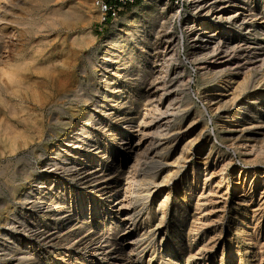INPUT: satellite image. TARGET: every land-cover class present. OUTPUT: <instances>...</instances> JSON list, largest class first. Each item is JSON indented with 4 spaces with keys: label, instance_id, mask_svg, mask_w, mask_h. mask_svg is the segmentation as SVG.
I'll return each mask as SVG.
<instances>
[{
    "label": "rangeland",
    "instance_id": "obj_1",
    "mask_svg": "<svg viewBox=\"0 0 264 264\" xmlns=\"http://www.w3.org/2000/svg\"><path fill=\"white\" fill-rule=\"evenodd\" d=\"M93 1L0 0V85L10 88L0 90V264H123L116 253L105 255L108 245H123L130 264H149L151 255L150 264H264V99L251 98V82L236 88L247 110L229 135L226 113L212 100L222 72L202 68L192 45L212 18L201 6L207 1L140 2L105 25ZM240 1L245 12L253 8L254 21L247 17L244 29L226 22L223 39L263 45L264 0ZM121 41H128L121 56L103 64ZM117 65L124 68L119 84L112 82ZM154 67L162 73L153 72L151 85L136 78L138 69L146 75ZM116 85L125 91L127 124L119 119L120 100L103 93ZM65 89L73 92L65 96ZM168 105L165 136L155 123ZM84 119L92 136L76 134ZM139 119L141 135L126 127ZM133 134L142 140L130 149ZM156 139L168 150L148 152ZM153 183L160 190L149 196ZM110 184L126 200L118 204ZM45 193L49 198L40 199ZM58 195L65 197L61 225L51 211ZM83 218L80 241L63 247L62 236Z\"/></svg>",
    "mask_w": 264,
    "mask_h": 264
},
{
    "label": "bare ground",
    "instance_id": "obj_2",
    "mask_svg": "<svg viewBox=\"0 0 264 264\" xmlns=\"http://www.w3.org/2000/svg\"><path fill=\"white\" fill-rule=\"evenodd\" d=\"M151 2H158V0H150ZM194 3H197V5L199 4L200 6V3L202 1H207L206 4L204 5H201L202 6V9L206 10V12L212 14V20L209 19L210 22H206L207 24H214L216 25V29H219L221 28L220 26L222 25L221 22L224 21L225 23L222 25L223 28L221 29L223 32H221L220 34V31H216L214 33H211L210 31L213 30H208L207 28H209V26L206 24L205 27H198L200 32L198 34V36H196L195 38L192 39L193 43V47L196 48L202 55H203V58L204 60L200 63H202V68L204 69H207V70H213V71H220V73L222 74L221 76L224 77V79L220 82L219 85H217L218 87V90L220 91L221 90V93L219 94H215L212 97V100H213V104L216 105V107L218 109L220 108H223L224 112L223 113H226V118L224 119V124L227 126V128H232L231 129V132L229 133V135H232L233 134V131H236L237 130V126L241 125V120L242 119H238V115L240 116H243V113L247 110V107H243L245 104V102L242 100V96L240 94L237 93V90H240V89H236L237 87L238 88H246V85L249 84L250 82L254 84V89H253V92H255V94H253V96H251V98H255V97H261L264 99V44L261 45L259 42H245L244 41V45H242L241 43H239L240 41H235L236 43H234L233 41H227L225 39H223V33L224 32H228L230 31V25L228 24V26H226V22L227 23H237V26L239 28H242L244 29L246 27V24L249 22L247 21V17H252L253 19V16L256 15L255 11L253 10V8H250V10L248 12H245V10H242L243 7L241 5V1L240 0H192ZM146 4V3H144ZM143 4V5H144ZM194 5V4H193ZM244 5V4H243ZM230 6H234L237 8V11L235 13H230L228 11V9L230 8ZM245 7V6H244ZM139 10V9H138ZM230 10V9H229ZM152 11V10H151ZM201 12V11H200ZM245 12V13H244ZM140 15V12H136V15L135 17L133 18V22H135L138 17ZM243 16V17H242ZM193 17V16H192ZM264 18V16H263ZM194 19V18H193ZM258 19V18H256ZM254 21V19H253ZM188 22V21H187ZM264 21H260V23H263ZM199 24H205L204 22H201ZM188 26V25H187ZM191 26V25H190ZM189 26V27H190ZM193 26V25H192ZM195 26V25H194ZM199 26V25H198ZM129 27V26H128ZM197 27H195L196 29ZM129 29V28H128ZM190 29V28H189ZM248 29V28H247ZM246 29V30H247ZM145 31V30H144ZM193 31V30H192ZM245 32V31H244ZM148 33V32H147ZM197 33V32H196ZM217 34H220V35H217ZM130 36V35H128ZM143 37V36H142ZM192 37V36H191ZM143 41V40H142ZM128 41H121V42H116L115 44V49L112 51V53H105L104 56H103V61L102 63L105 64V65H109L114 58H119L121 56V54L124 52V46L125 44H127ZM157 44V43H156ZM140 45V44H139ZM129 46V45H128ZM133 47V46H131ZM156 48V47H155ZM15 49V48H14ZM175 49V48H174ZM159 50V49H157ZM173 50V49H172ZM10 53V52H9ZM158 53V52H157ZM199 53V54H200ZM23 54V52H22ZM137 54V53H136ZM157 56V54H155ZM154 56V55H153ZM201 56V55H200ZM10 58V57H9ZM3 59V58H2ZM201 59V58H199ZM132 60V57H129L128 58V61H131ZM157 60V59H156ZM168 61V60H167ZM116 62V61H115ZM170 62V61H168ZM158 65V64H157ZM162 65V64H161ZM5 66V65H4ZM173 66V65H172ZM6 67V66H5ZM4 67V68H5ZM171 67V65H170ZM117 68L118 70L116 71V73H114V77H113V80L112 82H115L116 84H119L118 83V80H119V77L123 74V71H124V68H121L119 65H117ZM160 69V68H159ZM164 69V67H163ZM176 70V69H175ZM164 71H168L166 69H164ZM68 72V71H67ZM107 72V71H106ZM153 72L157 75L161 74L162 71L161 70H158L157 68L155 69L152 68V72H150L149 74H146L144 75L143 73H141V70L138 69V72L136 73L137 77L136 78H142V81L143 83L147 82L146 84L149 86L153 83L154 81V77H153ZM167 73V72H166ZM211 73V72H210ZM261 74L259 77H255V74ZM164 74V73H163ZM164 76V75H163ZM162 76V77H163ZM166 76V75H165ZM108 77V76H107ZM161 77V78H162ZM241 79H240V78ZM135 78V79H136ZM153 78V79H152ZM159 78V77H158ZM10 79H12L10 77ZM134 79V80H135ZM240 79V80H239ZM13 80V79H12ZM161 80V79H160ZM181 81V80H180ZM238 81V84H236V82ZM163 84H161L163 87V85H165L164 83V80L161 81ZM158 85V84H157ZM156 85V86H157ZM236 87H235V86ZM122 86V85H121ZM121 86L119 85H116L113 87V91L111 90H106L104 91L103 93L105 94V96H109L111 95V98L113 99L116 98V100H120L122 97H123V94L125 93V91L123 92L121 89ZM124 86V85H123ZM126 86V85H125ZM4 87V88H3ZM168 87V86H167ZM128 88V87H127ZM147 88V87H146ZM160 89V87H158ZM243 88V90H244ZM106 89V88H105ZM149 89V88H148ZM145 92H147V90ZM165 89V88H164ZM0 90H4L6 92H9L10 88H9V85L7 82H4V86L1 84L0 85ZM125 90V89H123ZM151 90V89H150ZM242 90V92H243ZM247 90V89H246ZM35 91V90H34ZM128 91V90H127ZM245 91V90H244ZM2 92V91H0ZM70 92H73L71 89L68 90V89H65L63 91V94L66 96V95H69L68 93ZM171 92V91H170ZM241 92V91H240ZM239 92V93H240ZM151 93V92H148V94ZM168 93V91L166 92ZM164 93V94H166ZM76 94V92L74 93ZM243 94V93H242ZM153 95V94H152ZM151 95V96H152ZM156 95V94H155ZM172 95V94H171ZM170 95V96H171ZM110 97V96H109ZM7 99V98H6ZM111 99H106V101L108 102L109 104V101ZM250 100V99H249ZM35 101V100H34ZM62 101V100H61ZM259 101V100H258ZM120 102L122 103V107L118 109V112H119V115H122L121 117L119 116V119H124L123 122L126 123L127 122V118H129V115L128 117H126V102H122V100H120ZM178 102V101H177ZM264 103V101H262ZM174 104L173 102L170 103V105ZM168 105L167 106V109L165 110V112H162V116L156 121L155 124H159L158 125V129L161 128L159 130V132L162 134V135H165L168 133V127L170 125V122H171V117H170V114H169V111H171L172 107ZM262 105V104H261ZM213 106V105H212ZM215 107V106H214ZM215 107V108H216ZM242 108V109H241ZM262 108V106H261ZM117 109V108H115ZM236 109V110H235ZM217 111V110H216ZM1 112V111H0ZM74 115V114H73ZM76 115V114H75ZM74 115V116H75ZM92 112L85 109V115L84 117H87L88 116V119L90 118V116H92ZM139 114L135 112V116L132 117L134 118V122L136 121L137 119V116ZM264 115V113L262 114V116ZM117 116V115H116ZM133 116V115H132ZM223 116V115H222ZM111 117V116H110ZM139 117V116H138ZM245 117V116H244ZM252 118V117H251ZM261 118V117H260ZM85 120V119H84ZM140 122H136V125H130V126H126L127 128L128 127H136L135 130H138L139 131H145V126L142 125L141 123V119H139ZM251 121V120H250ZM145 122V121H144ZM253 121H251L250 123H252ZM66 123V122H65ZM254 123V122H253ZM127 124V123H126ZM132 124V123H131ZM248 124V123H247ZM9 125V123H8ZM95 126V124H93ZM8 127V126H7ZM181 127V126H180ZM233 127H235V129H233ZM101 128V127H100ZM91 126L88 124L87 125V122L86 120L83 121L81 124H78L77 125V132L76 134H78L79 132H82V133H86V136L85 137H88L90 136L93 132L91 130ZM133 129V128H132ZM180 129V128H179ZM243 129V128H242ZM245 129V128H244ZM243 129V130H244ZM233 130V131H232ZM9 131V130H8ZM106 131V130H105ZM134 131V130H133ZM112 133V132H111ZM141 132H139L140 134ZM177 133H181V130H179ZM6 134V133H5ZM136 134V133H135ZM11 135V134H10ZM141 135V134H140ZM161 135V136H162ZM92 136V135H91ZM166 136V135H165ZM72 137V136H70ZM253 138V137H252ZM121 139V138H120ZM138 139V137H137ZM155 139V137L153 138ZM142 138L140 137L138 140L135 139V136L134 134L129 138V148L130 149H134L136 146H139L140 145V142H141ZM122 141V140H121ZM126 141V140H124ZM151 141V140H150ZM73 143V142H72ZM167 143V142H166ZM165 142L164 143H160L159 142V139H156L154 141H151L149 142V144H147L146 146V150L150 153L153 154L156 153V152H163V151H166L168 150L169 146H166ZM88 144V143H87ZM165 145V147H161L162 145ZM261 144V143H260ZM83 145V144H82ZM170 145V144H169ZM73 146V145H72ZM77 146V145H76ZM75 147V146H74ZM99 147V146H98ZM161 147V148H160ZM145 150V149H144ZM151 150V151H150ZM71 151V150H70ZM99 151V150H98ZM143 151V150H142ZM67 150H66V154H67ZM69 154V152H68ZM151 154V155H152ZM157 154V153H156ZM55 155V154H53ZM59 155V153H58ZM56 157V156H55ZM154 157V156H152ZM156 157V156H155ZM84 161V160H83ZM74 162V161H73ZM115 162V161H114ZM120 165V164H119ZM139 165V164H138ZM78 166V165H77ZM54 167V166H53ZM57 167V166H56ZM76 167V165H75ZM91 167V166H90ZM139 167V166H138ZM77 168V167H76ZM75 168V169H76ZM105 169V168H103ZM137 169V168H136ZM55 170V168H54ZM92 170V169H91ZM93 171V170H92ZM105 171V170H104ZM214 171V170H212ZM211 171V172H212ZM69 172V171H68ZM87 172V171H86ZM210 172V177H211V173ZM85 173V172H84ZM82 173V174H84ZM92 174V172H89ZM88 173V174H89ZM108 173V172H107ZM90 174V175H91ZM102 174V172L100 173ZM99 174V175H100ZM109 174V173H108ZM85 175V174H84ZM214 175V174H212ZM83 176V175H82ZM98 176V175H97ZM103 176V175H102ZM112 176V175H111ZM115 176V175H114ZM90 177V176H89ZM122 177V176H121ZM213 177V176H212ZM84 178V177H83ZM88 178V177H87ZM97 178V177H96ZM96 178H93V179H96ZM106 178H108L106 176ZM56 179V178H55ZM125 179V178H124ZM206 179H207V176H206ZM209 179V178H208ZM99 180V179H98ZM103 180V179H102ZM54 181V180H53ZM59 181V180H58ZM90 184H91V181H89ZM96 182V181H94ZM104 184L107 183V182H103ZM210 183V182H209ZM102 185V183H100ZM60 185V184H59ZM93 185V184H92ZM130 185V184H129ZM214 185V184H212ZM210 185V186H212ZM98 186V185H97ZM123 186V185H122ZM159 184L157 183H153L152 186H150V188L148 189L149 191V196H152L153 194H156L157 191H159ZM60 187V186H59ZM109 189L112 193L110 196H114L115 195V199H118V204L122 202V200H126L124 197L121 198L122 200H120V192H119V188L117 189L118 187V184L117 185H111L108 186ZM145 188V187H144ZM212 189H214L213 187H211ZM99 189V187H98ZM102 190L105 189L104 188H101ZM47 190V189H46ZM146 190V189H145ZM45 191V190H44ZM43 191V192H44ZM93 191V190H92ZM132 191V190H131ZM101 192V191H100ZM106 192V191H105ZM127 192V190H126ZM141 192V191H140ZM99 194V193H98ZM102 195V194H101ZM107 195V194H106ZM148 195V193H147ZM104 196V195H103ZM108 196V195H107ZM148 197V196H147ZM49 198V195L47 193L43 194L40 199H48ZM104 198V197H103ZM106 198V197H105ZM108 199V198H107ZM112 200V199H111ZM47 201V200H46ZM114 202V201H113ZM56 203L57 205L52 208V214L56 215L57 216V219H58V222L56 224L58 225H61L62 221L64 220V214H63V208L65 206V197H60V195H58V198L56 200ZM126 203V202H125ZM39 204V203H38ZM44 204V203H43ZM123 204V203H122ZM127 209H130V206L131 204L128 202L126 204H124ZM48 206V205H47ZM51 206V205H50ZM110 206V205H109ZM121 206V205H120ZM72 207V206H71ZM39 208V207H38ZM46 208V207H45ZM35 210V209H34ZM45 210V209H44ZM66 210V209H65ZM68 210V209H67ZM50 216V215H49ZM78 216V215H77ZM80 216V215H79ZM128 216V215H127ZM132 217V216H130ZM118 220V219H117ZM161 223V221H160ZM159 223V224H160ZM85 225V218L82 219V224L78 227V228H74L73 226V229L71 228V230L69 232H67L65 234V236H62L64 237L63 241H61L63 247H68L70 246V249L72 248L71 246L75 245V241H76V237L78 236V233L79 231L82 229V227ZM157 225V224H156ZM155 227L157 229H155ZM154 227V234H157V230H158V227L155 226ZM67 228V227H66ZM69 228V227H68ZM85 228V227H84ZM194 229V228H193ZM197 230V229H196ZM65 231V230H64ZM89 231V230H88ZM51 232V231H50ZM55 232V231H54ZM59 232V231H58ZM57 232V233H58ZM66 232V231H65ZM64 232V233H65ZM151 232V231H150ZM52 233V232H51ZM62 233V232H61ZM104 233V232H103ZM63 234V233H62ZM61 234V235H62ZM131 234V233H130ZM55 235V234H54ZM60 235V236H61ZM106 235V234H105ZM53 236V235H52ZM81 236V235H80ZM53 238V237H52ZM75 239V241H74ZM87 239V238H86ZM127 236H123L122 238V241H125L127 240ZM59 240V239H58ZM84 240V239H83ZM80 239L77 242H79ZM85 241V240H84ZM94 241V240H93ZM60 242V241H59ZM58 242V243H59ZM87 242V241H86ZM88 242H91V241H88ZM135 242L136 241H131L132 243V251L134 250H137V248H135ZM115 243V242H114ZM122 243V242H121ZM85 244V243H84ZM90 245V244H89ZM60 246V245H59ZM83 246V245H82ZM190 246V245H189ZM75 247V246H74ZM77 247V246H76ZM80 247V245L78 246V248ZM91 247V246H90ZM123 245H121V247L119 246L118 248H112V245H108L106 246V249L109 250L106 252V256H109L113 253H116L117 256V261L121 262V261H125L123 264H130V262H127V260H123L124 256L123 255ZM73 249V248H72ZM85 249V248H84ZM93 249V248H92ZM95 250V249H94ZM59 251V250H58ZM67 251L65 250V248L63 250H61L60 252H58V255H63V253ZM98 251V250H97ZM106 251V250H105ZM89 252V251H88ZM155 254V253H154ZM194 255V254H193ZM63 257V256H62ZM154 256L151 255V258L149 259V264L152 260ZM58 258V257H57ZM71 261V260H70ZM84 259H81L79 260V262L77 261V263L75 264H84ZM129 261V260H128ZM72 262V261H71ZM70 262V263H71ZM67 263V262H66ZM118 264V263H117ZM132 264V263H131Z\"/></svg>",
    "mask_w": 264,
    "mask_h": 264
},
{
    "label": "built area",
    "instance_id": "obj_3",
    "mask_svg": "<svg viewBox=\"0 0 264 264\" xmlns=\"http://www.w3.org/2000/svg\"><path fill=\"white\" fill-rule=\"evenodd\" d=\"M149 0H94L93 3L100 13V23H113L122 13L132 6ZM182 0H175L178 4Z\"/></svg>",
    "mask_w": 264,
    "mask_h": 264
}]
</instances>
